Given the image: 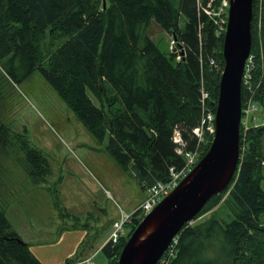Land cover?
Listing matches in <instances>:
<instances>
[{
  "label": "trees",
  "instance_id": "obj_1",
  "mask_svg": "<svg viewBox=\"0 0 264 264\" xmlns=\"http://www.w3.org/2000/svg\"><path fill=\"white\" fill-rule=\"evenodd\" d=\"M207 2L0 0V64L13 82L38 69L91 134L98 141L106 139L115 162L148 189L167 182L171 167L182 169L185 152L198 151V161L212 139L201 121L205 108L215 110L223 34L202 10ZM255 2L251 81L255 85L260 80L255 98L264 110V0L256 32ZM151 20L173 36L177 52H163L149 38ZM202 90L208 93L204 104ZM246 95L243 86L241 101ZM196 127H201L202 140L193 132ZM7 131L0 120L2 157L12 139ZM176 131L180 142L174 141ZM263 137L264 124L250 128L243 141L240 133L239 166L230 183L184 224L172 254L167 250L157 264H264ZM13 141L24 153L27 174L40 181L36 176L48 172L44 155L28 144L24 133ZM220 203L227 209V220L200 218ZM141 218V211L134 210L128 231L100 247L108 264H117ZM91 241L83 240L67 263L81 262L93 248ZM0 264H41L28 242L12 230L1 199Z\"/></svg>",
  "mask_w": 264,
  "mask_h": 264
},
{
  "label": "rangeland",
  "instance_id": "obj_2",
  "mask_svg": "<svg viewBox=\"0 0 264 264\" xmlns=\"http://www.w3.org/2000/svg\"><path fill=\"white\" fill-rule=\"evenodd\" d=\"M254 4L256 32L261 25V0ZM146 34L163 52L171 51L170 34L154 20ZM0 85V120L12 138L6 155L0 156V199L12 230L22 240L35 242L50 240L66 226L87 227L94 243L92 259L108 264L100 245L114 230V222L140 207L147 189L115 162L106 139L98 141L91 134L38 69L20 82L9 80L1 71ZM260 116L264 118V112ZM22 133L47 160L48 172L36 176L40 181L27 174L24 153L13 141ZM210 215L228 219L221 203L200 218ZM128 229L124 223L120 233Z\"/></svg>",
  "mask_w": 264,
  "mask_h": 264
},
{
  "label": "water",
  "instance_id": "obj_3",
  "mask_svg": "<svg viewBox=\"0 0 264 264\" xmlns=\"http://www.w3.org/2000/svg\"><path fill=\"white\" fill-rule=\"evenodd\" d=\"M252 1H229L214 133L207 151L175 188L140 219L121 248L117 264H157L183 225L212 196L224 190L237 171L242 76L252 42Z\"/></svg>",
  "mask_w": 264,
  "mask_h": 264
},
{
  "label": "built area",
  "instance_id": "obj_4",
  "mask_svg": "<svg viewBox=\"0 0 264 264\" xmlns=\"http://www.w3.org/2000/svg\"><path fill=\"white\" fill-rule=\"evenodd\" d=\"M216 0H208L207 4L202 6V10L206 15H208L216 26L217 33H224L227 24L228 17V7L230 0H220L219 3L213 5ZM170 49L171 51L177 52L175 50V40L173 38L170 39ZM251 53V52H250ZM180 57L179 54L176 56ZM213 63V60L211 61ZM255 64L253 63L252 55L249 54L244 67V72L242 76V92L243 86L246 89L247 95L244 100H242L241 106V116H240V126L242 139L244 140L245 133L253 127H258L264 124V119L260 117L261 106L255 98V93L257 88L260 85V80H258L255 85L252 84V69ZM0 71H3V68L0 64ZM208 97V93L204 90L201 91V100L204 104L205 99ZM201 124L205 125L206 130L209 133L214 132V111L205 108ZM193 132L198 136L199 140H202V130L201 127H196L193 129ZM174 141L179 142L180 137L178 132H175ZM181 152V150H178ZM186 164L180 170H174L172 167L170 170L171 178L164 183L158 182L155 185L151 186L148 189L147 198L142 203L141 214L142 216L147 214L149 211L153 209V207L165 196L167 195L175 186L179 183V181L187 175V173L191 170V168L196 163V152H185ZM131 217L129 215H125L120 218V221L114 223V230L112 231L109 240L112 242H116L118 237L120 236V231L123 229V224L129 222ZM176 243V238H173V241L169 245L171 250L169 254H172V247ZM82 264H97L93 261L92 257L85 258L82 261Z\"/></svg>",
  "mask_w": 264,
  "mask_h": 264
},
{
  "label": "crops",
  "instance_id": "obj_5",
  "mask_svg": "<svg viewBox=\"0 0 264 264\" xmlns=\"http://www.w3.org/2000/svg\"><path fill=\"white\" fill-rule=\"evenodd\" d=\"M109 235L104 239V243L108 240ZM87 238L92 239L91 243L94 248L93 238L89 234L87 227L66 226L50 237V240L26 242H28L31 252L41 264H81L80 261L67 263V260L73 257L80 243ZM91 250H88L83 255V259L92 257Z\"/></svg>",
  "mask_w": 264,
  "mask_h": 264
},
{
  "label": "bare ground",
  "instance_id": "obj_6",
  "mask_svg": "<svg viewBox=\"0 0 264 264\" xmlns=\"http://www.w3.org/2000/svg\"><path fill=\"white\" fill-rule=\"evenodd\" d=\"M180 141H181V140H180ZM180 141H179V142H180ZM175 142H176V141H175ZM142 203H143V202H142ZM138 209L141 211V209H142V204L140 205V207H139ZM149 212H150V211H149ZM189 222H190V221H189ZM183 226H184V225H183ZM167 250L170 251V250H171V247L168 246L167 249L165 250V252H166ZM165 252H164V253H165ZM164 253H163V254H164ZM163 254H162V255H163ZM161 257H162V256H161ZM160 260H161V258H160ZM160 260H159V261H160ZM159 261H158V262H159Z\"/></svg>",
  "mask_w": 264,
  "mask_h": 264
}]
</instances>
